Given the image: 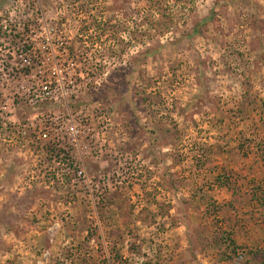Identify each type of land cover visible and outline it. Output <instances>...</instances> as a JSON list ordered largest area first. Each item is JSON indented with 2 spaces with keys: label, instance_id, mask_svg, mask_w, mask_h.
Wrapping results in <instances>:
<instances>
[{
  "label": "rangeland",
  "instance_id": "1",
  "mask_svg": "<svg viewBox=\"0 0 264 264\" xmlns=\"http://www.w3.org/2000/svg\"><path fill=\"white\" fill-rule=\"evenodd\" d=\"M0 264H264V0H0Z\"/></svg>",
  "mask_w": 264,
  "mask_h": 264
},
{
  "label": "built area",
  "instance_id": "2",
  "mask_svg": "<svg viewBox=\"0 0 264 264\" xmlns=\"http://www.w3.org/2000/svg\"><path fill=\"white\" fill-rule=\"evenodd\" d=\"M77 176H78V177H83V171H82V170L78 171V172H77Z\"/></svg>",
  "mask_w": 264,
  "mask_h": 264
}]
</instances>
